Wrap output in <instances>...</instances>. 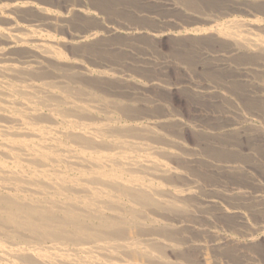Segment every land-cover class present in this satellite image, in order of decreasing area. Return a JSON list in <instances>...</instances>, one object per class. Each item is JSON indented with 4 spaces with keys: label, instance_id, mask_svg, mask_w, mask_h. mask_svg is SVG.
<instances>
[{
    "label": "bare ground",
    "instance_id": "1",
    "mask_svg": "<svg viewBox=\"0 0 264 264\" xmlns=\"http://www.w3.org/2000/svg\"><path fill=\"white\" fill-rule=\"evenodd\" d=\"M222 1L0 0V264H264V0Z\"/></svg>",
    "mask_w": 264,
    "mask_h": 264
},
{
    "label": "rangeland",
    "instance_id": "2",
    "mask_svg": "<svg viewBox=\"0 0 264 264\" xmlns=\"http://www.w3.org/2000/svg\"><path fill=\"white\" fill-rule=\"evenodd\" d=\"M92 1L93 0H91V2H90V0H88V2H87V4H86V8H90L89 10L91 11V12H93V11H95L93 8L91 9V7H94V6H99L102 10H103V12L106 14V17L108 18V17H110V18H115L113 15H115L114 14V12L113 11H115V8L116 9H118V10H116L115 12L116 13H118L117 15H125L124 16V20L122 21L124 24H126V25H128V24H130V26H128V27H131V26H133L132 28L134 29V28H139L141 25L142 26H144L143 28H145L146 26H148L147 28H149L150 30L151 29H159V30H173V31H175V30H178V29H180V30H183L184 28L186 29V28H191V27H199V28H207L208 26H209V24L208 23H206V21H204V20H202L201 18H202V16H203V18L204 17H206L207 15H213L214 14V12H212L211 13V11L210 10H212L211 8H209L208 9V7L210 6V3L209 2H207V1H212L215 5H217V9H218V11H221L223 8H225L224 7V5H222V4H224L225 3V1H224V3H223V1L222 0H195L197 3H196V6L198 7V8H193V9H191V11L190 12H192L191 14L192 15H187V17H183L182 15H180V13H172V11H169V13H168V11H167V13H165L166 11H165V8H163L162 6H160V5H156V4H153L150 0H133L134 2H136V5H135V3H133L132 1L131 2H129V0H100L99 2H98V0L96 1V0H94V2H93V4H92ZM105 1V2H104ZM108 1V2H107ZM125 1V2H124ZM148 1V2H147ZM218 1H220V2H218ZM101 3V4H98V3ZM118 2V3H117ZM122 2H123V4H124V6H123V4H122ZM137 2L139 3V4H137ZM143 2V3H142ZM207 2V3H206ZM95 3V4H94ZM96 3H97V5H96ZM103 3V4H102ZM114 3V4H113ZM115 3H117L118 5H117V7H115ZM125 3H127V4H125ZM222 3V4H221ZM92 4V5H91ZM106 5V7H104L105 5ZM107 4H109V5H107ZM130 4V5H129ZM133 4V6H131ZM146 4H147V7H146ZM199 4V5H198ZM221 4V5H220ZM89 5H91L90 7H89ZM94 5V6H93ZM102 5H104V6H102ZM128 5V6H127ZM140 5V6H139ZM149 5V6H148ZM152 5H154V6H152ZM102 6V7H101ZM112 6V7H111ZM119 6V7H118ZM126 6V7H125ZM133 8V9H135V11L131 8V7ZM185 6H186V4L184 5V8H185ZM219 6V7H218ZM104 7V8H103ZM108 7V8H107ZM110 7V8H109ZM113 7H115L114 9H113ZM131 8V9H128V8ZM149 7V8H148ZM221 7V8H220ZM227 7V6H226ZM121 8H122V10H121ZM141 8V9H140ZM142 8L143 9H146V10H142ZM152 8H153V10H152ZM157 8V9H156ZM113 9V10H112ZM124 9V10H123ZM136 9H137V11H136ZM158 9H159V12H158ZM220 9V10H219ZM112 11L113 12V14H112V12H107L106 13V11ZM149 10H151V11H149ZM156 10V12H154ZM197 10V11H196ZM121 11H123L122 13H121ZM143 11V13H140V12H142ZM248 13L246 12H238L236 9L233 11V14H232V16H236V17H239V18H250V14L251 13H253L254 11H256V6H250L249 8H248ZM102 12V11H101ZM129 12H131V13H129ZM149 13V14H147V13ZM158 12V13H157ZM207 12H208V14H207ZM251 12V13H250ZM260 11L258 10L257 11V13H256V15H258V14H260L259 13ZM96 13H98V12H96ZM110 13L112 14V16L110 15ZM134 13V14H133ZM151 13H152V15H151ZM173 14V15H171V14ZM194 13V14H193ZM201 13V14H200ZM205 13V14H204ZM236 13V14H235ZM109 14V15H108ZM130 14V15H129ZM131 14H133V15H131ZM147 14V15H146ZM157 14H159V16L157 17ZM164 14H165V16H164ZM171 15V16H169V15ZM196 14H198V15H196ZM245 14V15H244ZM248 14V15H247ZM128 15H129V18H128ZM136 15V16H135ZM140 15V17H138ZM143 15H145V19H144V16ZM149 15V16H148ZM152 17H151V16ZM156 15V16H155ZM167 15V16H166ZM177 15V16H176ZM116 16V15H115ZM148 18H147V17ZM163 16V17H162ZM176 17V18H172V17ZM179 16V17H178ZM198 16V17H197ZM199 16H200V18H199ZM126 17L129 19V21H131L130 23H127L126 21H128V20H126ZM135 17V18H134ZM151 17V18H150ZM157 18L156 20H153V23L152 24H150L152 21H150L152 18ZM166 17V18H165ZM168 17V18H167ZM190 19H189V18ZM141 18V19H140ZM178 18V19H177ZM196 18H198V19H196ZM225 18V17H224ZM130 19H134L133 21L132 20H130ZM135 19H136V21H135ZM150 19V20H149ZM201 19V20H200ZM184 20V21H183ZM108 21V23L107 24H109L110 23V21L109 20H107ZM136 23H141V25L139 26V24H134L135 22ZM133 23V24H132ZM132 24V25H131ZM148 24V25H147ZM137 25V26H136ZM135 26V27H134ZM142 26H141V28H142ZM154 26V27H153ZM148 30V29H147ZM143 37V38H142ZM141 38V40H139ZM139 41L141 42H143V43H146L147 41H148V39L146 40L145 38H144V36H141V37H139ZM144 40V41H143ZM170 40V41H169ZM174 41L173 40H171V39H168L167 37H164V38H162L159 42H157V46H156V49L157 50H159L161 53V55L163 56H165V57H170V55H171V52L173 51V49H175L176 47H175V45H174V43H173ZM173 43V44H172ZM189 42H187V41H185V43L184 44H186L185 45V48H187L188 49V47L190 48V52H191V58H193L194 57V55H195V53H196V55H195V58H194V60H195V62H197V61H200L199 59H201V50L203 49L202 47H205V46H203V45H197V44H194V45H192L191 43H189ZM196 45V46H195ZM204 45H207V44H204ZM188 46V47H187ZM179 47V46H178ZM183 47V46H182ZM201 47V48H200ZM193 48V49H192ZM194 48H196V49H198V50H194ZM158 51V52H159ZM188 52H189V50H187ZM196 51V52H195ZM203 51V50H202ZM198 52H200L199 53V55H197L198 54ZM169 55V56H168ZM192 55H193V57H192ZM196 56H198V57H196ZM206 64H209V63H206ZM169 74H170V77H173L174 78V71H170L169 72ZM180 98V97H179ZM182 98H180V99H178L179 101L178 102H175V104H173L174 106H172V104H171V106L172 107H174V109H177V111L179 110H183L184 111V108H186V103H185V101L182 99V101H184V103L182 102V101H180ZM182 102V103H181ZM179 104V105H178ZM183 104H185V105H183ZM180 108V109H179ZM247 124H250V125H252L253 126V129H259L260 127H261V123L259 122V121H257V120H253L252 122H248V123H244V125H247ZM260 125V126H259ZM257 126V127H256ZM258 126H259V128H258ZM189 140V139H188ZM190 141V140H189ZM252 191H257V188L256 189H252ZM250 218V220H253L251 217H249ZM263 218L261 217V216H258L257 217V223H259V222H261L262 223V220Z\"/></svg>",
    "mask_w": 264,
    "mask_h": 264
}]
</instances>
